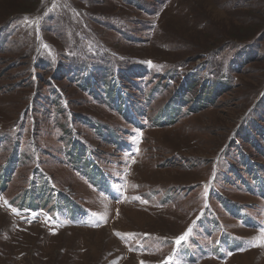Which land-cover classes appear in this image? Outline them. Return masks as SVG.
<instances>
[{
  "label": "rangeland",
  "instance_id": "374dc122",
  "mask_svg": "<svg viewBox=\"0 0 264 264\" xmlns=\"http://www.w3.org/2000/svg\"><path fill=\"white\" fill-rule=\"evenodd\" d=\"M0 264H264V0H0Z\"/></svg>",
  "mask_w": 264,
  "mask_h": 264
},
{
  "label": "snow or ice",
  "instance_id": "6c2138e0",
  "mask_svg": "<svg viewBox=\"0 0 264 264\" xmlns=\"http://www.w3.org/2000/svg\"><path fill=\"white\" fill-rule=\"evenodd\" d=\"M185 239V236H181L177 239V243L180 244Z\"/></svg>",
  "mask_w": 264,
  "mask_h": 264
},
{
  "label": "trees",
  "instance_id": "16d2710c",
  "mask_svg": "<svg viewBox=\"0 0 264 264\" xmlns=\"http://www.w3.org/2000/svg\"><path fill=\"white\" fill-rule=\"evenodd\" d=\"M249 43V42H248ZM244 44H246V43H244ZM254 46H255V44L252 46V47H250V49H254Z\"/></svg>",
  "mask_w": 264,
  "mask_h": 264
}]
</instances>
